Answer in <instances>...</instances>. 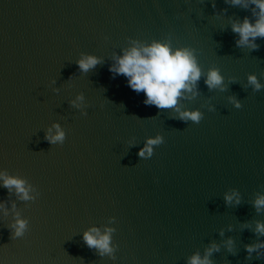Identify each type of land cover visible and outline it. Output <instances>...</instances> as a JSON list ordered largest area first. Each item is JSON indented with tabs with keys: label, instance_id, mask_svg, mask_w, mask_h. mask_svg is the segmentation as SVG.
<instances>
[{
	"label": "water",
	"instance_id": "water-1",
	"mask_svg": "<svg viewBox=\"0 0 264 264\" xmlns=\"http://www.w3.org/2000/svg\"><path fill=\"white\" fill-rule=\"evenodd\" d=\"M245 16L227 0H0V172L32 197L0 181L3 264H189L213 243L212 264H264L245 249L264 240V87L248 80L264 85V38L237 47L231 23ZM154 41L194 49L202 72L173 108L145 105L109 71ZM83 55L101 62L83 72ZM210 69L223 77L211 88ZM54 125L62 143L47 138ZM17 219L27 228L13 239ZM92 228L112 229V254L86 245Z\"/></svg>",
	"mask_w": 264,
	"mask_h": 264
},
{
	"label": "clouds",
	"instance_id": "clouds-1",
	"mask_svg": "<svg viewBox=\"0 0 264 264\" xmlns=\"http://www.w3.org/2000/svg\"><path fill=\"white\" fill-rule=\"evenodd\" d=\"M227 2L251 10L254 19L245 16L241 20L233 21L231 30L238 35V39L235 41L237 47L247 46L251 50L257 49L259 47L256 43L257 38H264V0H227ZM194 52L195 50L189 47L172 49L170 44L154 41L147 46H132L125 50L122 56L115 58L116 62L110 65L109 71L115 75H123L126 78L128 87L136 93L143 92L145 97L143 103L145 105H154L158 109H169L178 104V98L183 95L184 91L192 90V86L198 82L202 75ZM100 62L99 57L83 55L77 61V64L81 71L87 72ZM248 80L254 86V90L258 91L261 87H264L258 82L255 75H250ZM222 81L223 77L218 69L208 71L205 83L210 88L220 85ZM78 100H83L82 94L78 95L76 100L71 103L79 107L76 102ZM234 106L240 108L242 104L235 101ZM180 117L199 123L202 114L199 111H183L180 112ZM54 127L57 129L56 134L47 138L50 142L60 141L62 143L65 133L59 125H54ZM161 143H163V139L159 136L155 139H149L147 146L138 155L145 159L151 158L153 155L152 145ZM0 181L3 182L4 187L11 188L15 186L21 199L32 198L29 196V189L25 187L24 180L0 172ZM234 197H237L235 192L226 195L225 200L231 202ZM236 203H239L238 197ZM254 206L257 211L264 209V195L257 197ZM13 227L15 229L13 239L22 237L25 234L27 222L23 219H17ZM111 231L112 229H108L105 234L101 235L98 229L92 228L84 233L83 240L88 247L97 248L101 255L112 254L114 248L110 245ZM255 232L264 236V223L257 222ZM227 243L231 246V239ZM245 249L249 259L252 257L253 252L256 253L257 258L264 257V240L245 245ZM218 250V246L213 243L206 250L204 257L195 254L190 258L189 264H212L209 257L213 251ZM0 264H3V262L0 261Z\"/></svg>",
	"mask_w": 264,
	"mask_h": 264
}]
</instances>
